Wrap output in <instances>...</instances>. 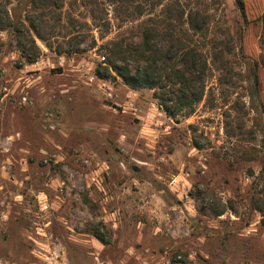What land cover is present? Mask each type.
Wrapping results in <instances>:
<instances>
[{"label":"rangeland","instance_id":"rangeland-1","mask_svg":"<svg viewBox=\"0 0 264 264\" xmlns=\"http://www.w3.org/2000/svg\"><path fill=\"white\" fill-rule=\"evenodd\" d=\"M243 1L246 21L235 0H55L37 9L61 15L55 45L82 48L36 38L33 63L0 31V264H264V0ZM180 8L209 14L210 67L173 118L97 68L107 41L180 30Z\"/></svg>","mask_w":264,"mask_h":264},{"label":"trees","instance_id":"trees-1","mask_svg":"<svg viewBox=\"0 0 264 264\" xmlns=\"http://www.w3.org/2000/svg\"><path fill=\"white\" fill-rule=\"evenodd\" d=\"M18 1L17 7L9 8L0 0V31L13 33L16 46L26 62L33 63L40 56L36 38L45 41L49 47L56 48L59 54H71L82 48V41L77 40L76 35L65 41L67 47L63 43L55 45L60 37H66L61 29V15L57 14L55 19L52 17L53 22L48 15L52 12H37L40 7L57 8L55 0ZM235 1L246 21L244 1ZM209 17V14L199 8H180V30L172 23L165 27L147 24L133 37L107 41L103 45L104 60L98 64V75L104 79L120 77L132 89H154L159 105L173 118L181 113H192L205 95L206 76L210 67L208 54L193 42L192 36L207 35ZM172 18L173 15L167 13V19ZM260 20L262 56L259 63L264 68V13ZM183 24L187 28L180 35ZM2 44L0 37V52ZM213 48L215 52L212 61L219 62L217 68L222 72L230 71L228 63L218 57L220 54L225 55L224 51L217 46ZM253 72L257 81L256 70ZM224 211L225 206L217 214Z\"/></svg>","mask_w":264,"mask_h":264}]
</instances>
